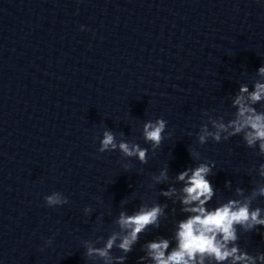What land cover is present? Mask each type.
Returning <instances> with one entry per match:
<instances>
[{"label": "water", "instance_id": "95a60500", "mask_svg": "<svg viewBox=\"0 0 264 264\" xmlns=\"http://www.w3.org/2000/svg\"><path fill=\"white\" fill-rule=\"evenodd\" d=\"M261 63L264 0H0V264H102L84 255V240L102 244L119 231L121 209L166 203L159 227L149 226L127 253L124 264H138L145 241L171 239L186 215L179 192L169 198L161 189L178 188L175 174L198 159L215 161L210 206L234 197L237 186L248 195L264 183V155L242 134L197 139L209 118L234 115L240 83L264 80ZM256 107L264 111V101ZM157 117L170 134L153 154L141 128ZM104 128L149 148L147 162L99 152ZM165 166L169 179L156 183L152 175ZM52 191L68 203L48 206ZM257 227L239 232L253 255L264 251Z\"/></svg>", "mask_w": 264, "mask_h": 264}, {"label": "clouds", "instance_id": "9594fccd", "mask_svg": "<svg viewBox=\"0 0 264 264\" xmlns=\"http://www.w3.org/2000/svg\"><path fill=\"white\" fill-rule=\"evenodd\" d=\"M256 73L264 77V63L259 65ZM260 101H264V80L254 81L251 88L247 83H240L231 100L234 115L227 120L209 118L211 127L208 123L201 124L197 133L198 142L204 144L209 138L220 142L242 134L248 147L256 148L259 154L264 155V111L256 107ZM166 125L167 121L162 117L145 120L142 124V137L150 142L153 154L165 135L170 134L165 132ZM97 150H119L123 157H135L141 163H146L149 148L134 140L117 139L113 130L104 128ZM190 155L199 157V153L194 151ZM122 166L127 169L130 163L125 162ZM214 166V160L198 159L194 166L175 174V180L180 182L178 188L169 184L167 188L161 189V195L169 198L179 192L180 211L186 215L175 220L171 239L159 235L145 241L141 246L144 255L137 258L138 264H264V251L253 255L238 243L240 231H259L257 226H264V207L253 206L258 196H264V183L253 187L248 195L244 194V188L237 186L234 197L219 200L210 206L209 202L216 195V188L209 179ZM257 172L260 177H264V161L259 163ZM152 179L156 183L168 180V167L160 168L158 174L152 175ZM225 185L230 186L231 181L226 180ZM44 200L50 207L68 203V197L60 191L46 194ZM166 208V203L155 202L141 203L131 212L121 209L115 218L119 231L109 233L102 244L84 240V255L88 258L99 257L102 264H124L127 253L132 251L140 234L149 226L159 227ZM83 211L88 215L92 209L85 206ZM46 243H51V237ZM113 248L119 249L122 254L114 255Z\"/></svg>", "mask_w": 264, "mask_h": 264}]
</instances>
